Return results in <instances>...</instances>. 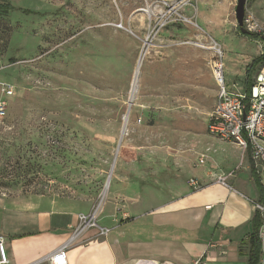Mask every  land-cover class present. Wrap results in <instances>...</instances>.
<instances>
[{
  "label": "rangeland",
  "instance_id": "obj_1",
  "mask_svg": "<svg viewBox=\"0 0 264 264\" xmlns=\"http://www.w3.org/2000/svg\"><path fill=\"white\" fill-rule=\"evenodd\" d=\"M0 2L13 7L0 12V83L17 88L0 118V196L93 212L111 199L103 192L115 158L111 192L122 162L172 168L174 152L195 168L210 157L225 170L239 161L208 130L214 62L223 55L226 86L236 91L264 55L259 37L240 33L236 0Z\"/></svg>",
  "mask_w": 264,
  "mask_h": 264
},
{
  "label": "crops",
  "instance_id": "obj_2",
  "mask_svg": "<svg viewBox=\"0 0 264 264\" xmlns=\"http://www.w3.org/2000/svg\"><path fill=\"white\" fill-rule=\"evenodd\" d=\"M263 2L249 0L247 12L264 27ZM225 143L239 156L226 170L215 157L198 168L188 166L177 152L172 168L120 163L98 219L99 227L110 230L107 235L100 228L76 233L79 215L92 210L46 197L0 196V237L10 264H50L60 248L68 264H194L199 258L248 264L251 238L262 226L256 204L264 202L263 188L251 151ZM220 176L227 177L226 185Z\"/></svg>",
  "mask_w": 264,
  "mask_h": 264
},
{
  "label": "built area",
  "instance_id": "obj_3",
  "mask_svg": "<svg viewBox=\"0 0 264 264\" xmlns=\"http://www.w3.org/2000/svg\"><path fill=\"white\" fill-rule=\"evenodd\" d=\"M244 26L250 33H255L262 40L261 51L264 54V27L250 14L244 19ZM221 52V51H220ZM223 55L214 62L212 72L214 80L219 88L215 110L211 116L208 130L222 142H231L244 152L251 151L252 159L257 168L264 195V67L258 76L252 80L251 91L247 88L241 90L234 84L230 90L225 83V63ZM0 118L6 116L8 100L16 95L17 88L14 84L0 83ZM218 181L226 185L227 177L220 176ZM190 185L198 187L195 179L190 180ZM104 201L97 205L90 214L79 215V225L76 233L100 228L101 235H107L110 230L101 228L98 219L102 212ZM256 209L261 215L262 226L259 231L261 242V260L264 264V202L257 203ZM0 264H10L6 244L0 237ZM50 264H68L65 248L56 250L50 257ZM194 264H207L203 258L197 259Z\"/></svg>",
  "mask_w": 264,
  "mask_h": 264
},
{
  "label": "trees",
  "instance_id": "obj_4",
  "mask_svg": "<svg viewBox=\"0 0 264 264\" xmlns=\"http://www.w3.org/2000/svg\"><path fill=\"white\" fill-rule=\"evenodd\" d=\"M13 9L11 3H6V2H0V12L4 13H9ZM246 37L255 39L258 38V35L255 33H249L248 35H245ZM264 60V55L259 58L251 67L252 69L248 71V75L246 77V88L247 91H251L252 88V75L254 73V68L259 64L262 63ZM264 200V199H263ZM258 212V211H257ZM256 220L259 222L260 221V213L256 215ZM251 245H252V250L250 254V258L248 261V264H259L261 260V242L259 239V235L254 234L251 238Z\"/></svg>",
  "mask_w": 264,
  "mask_h": 264
},
{
  "label": "water",
  "instance_id": "obj_5",
  "mask_svg": "<svg viewBox=\"0 0 264 264\" xmlns=\"http://www.w3.org/2000/svg\"><path fill=\"white\" fill-rule=\"evenodd\" d=\"M248 1L249 0H236L235 15H236V19H237V22H238L239 31L244 36L248 35L250 33L244 26V19H245L246 12H247ZM121 141H122V139H121ZM121 141L119 143V148L121 147ZM116 159L117 158H115V160H114V163H113V166H112V170L110 172V176H109V179H108L107 183H110V180H111V177H112V174H113V169H114L115 164H116ZM106 187H107V185H106Z\"/></svg>",
  "mask_w": 264,
  "mask_h": 264
},
{
  "label": "bare ground",
  "instance_id": "obj_6",
  "mask_svg": "<svg viewBox=\"0 0 264 264\" xmlns=\"http://www.w3.org/2000/svg\"><path fill=\"white\" fill-rule=\"evenodd\" d=\"M198 47H201L203 48V46H200V45H197ZM219 52V50H217ZM144 58H145V51L142 53L140 59H139V62H138V66H137V69H136V72H135V76H134V81H133V86H132V92H131V101H130V107L132 106L133 104V101H134V96L136 95L137 91H138V85H139V80H140V76H141V70H142V65H143V61H144ZM128 117L126 116L125 117V126H124V129L122 131V138L126 135V126L128 124ZM107 184V187L105 189V191L103 192V198L104 196L106 195L107 191H108V188L110 186V183H106Z\"/></svg>",
  "mask_w": 264,
  "mask_h": 264
}]
</instances>
